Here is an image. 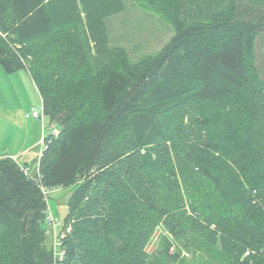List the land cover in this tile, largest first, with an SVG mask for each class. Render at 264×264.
I'll use <instances>...</instances> for the list:
<instances>
[{"label":"trees","instance_id":"1","mask_svg":"<svg viewBox=\"0 0 264 264\" xmlns=\"http://www.w3.org/2000/svg\"><path fill=\"white\" fill-rule=\"evenodd\" d=\"M166 1L173 35L134 61L119 0H0V66L57 130L35 174L0 157V264H175L189 236L264 264V0ZM42 186L72 188L54 247Z\"/></svg>","mask_w":264,"mask_h":264},{"label":"rangeland","instance_id":"2","mask_svg":"<svg viewBox=\"0 0 264 264\" xmlns=\"http://www.w3.org/2000/svg\"><path fill=\"white\" fill-rule=\"evenodd\" d=\"M112 40L117 43L113 34ZM258 48H260L259 43ZM148 53L150 52L132 55V59L139 60ZM35 109L40 112L39 117L31 115ZM55 126V123H52L44 114L41 94L29 72L23 68L8 73L0 66V154L14 158L12 153L28 147L20 157L21 164L18 163L27 167L30 173L35 174L39 164L38 159L44 147L43 138L53 132ZM71 189H55L45 197L47 208L55 220L54 225L47 222L49 225L47 240L53 247L57 245L59 229L68 211L67 202ZM163 231L164 229L160 227L153 236L148 246L150 252L158 247ZM173 248L181 253V261L175 264H228L229 262V257L220 246H212L198 237L189 236L182 242H176Z\"/></svg>","mask_w":264,"mask_h":264},{"label":"crops","instance_id":"3","mask_svg":"<svg viewBox=\"0 0 264 264\" xmlns=\"http://www.w3.org/2000/svg\"><path fill=\"white\" fill-rule=\"evenodd\" d=\"M82 1L84 2V0H80V2ZM119 1L120 9L105 18L106 33L111 43L113 44V34L115 42L126 46L130 50L131 56L146 52H150L147 54L150 55L159 51L173 35L174 28L169 17L158 10H176L177 6L168 3L166 0ZM81 16L84 18L85 13H82ZM27 149L28 147L12 153V156L20 163L22 162L20 157ZM5 156V154H0V157Z\"/></svg>","mask_w":264,"mask_h":264},{"label":"built area","instance_id":"4","mask_svg":"<svg viewBox=\"0 0 264 264\" xmlns=\"http://www.w3.org/2000/svg\"><path fill=\"white\" fill-rule=\"evenodd\" d=\"M32 116L39 117L40 116V112L37 109H35L34 111H32ZM54 132L55 133L57 132V130L55 128H54ZM24 171H25L26 174H31L29 172V169L27 167H24ZM55 189H59V188H55ZM55 189H51V188L42 186V192H43V194H44L45 197H46V195L48 193L52 192ZM47 211H48V213H47V216H46V220H47L48 224L54 225L55 220H54V218H53V216H52V214H51V212L49 211L48 208H47Z\"/></svg>","mask_w":264,"mask_h":264}]
</instances>
